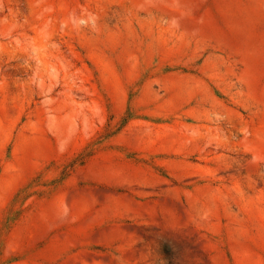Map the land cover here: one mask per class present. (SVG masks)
<instances>
[{
    "label": "rangeland",
    "instance_id": "rangeland-1",
    "mask_svg": "<svg viewBox=\"0 0 264 264\" xmlns=\"http://www.w3.org/2000/svg\"><path fill=\"white\" fill-rule=\"evenodd\" d=\"M0 264H264V0H0Z\"/></svg>",
    "mask_w": 264,
    "mask_h": 264
}]
</instances>
